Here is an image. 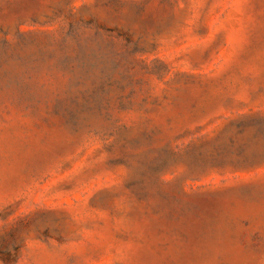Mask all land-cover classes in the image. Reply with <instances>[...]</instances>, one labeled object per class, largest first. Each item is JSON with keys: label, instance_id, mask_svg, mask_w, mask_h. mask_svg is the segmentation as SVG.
<instances>
[{"label": "rangeland", "instance_id": "374dc122", "mask_svg": "<svg viewBox=\"0 0 264 264\" xmlns=\"http://www.w3.org/2000/svg\"><path fill=\"white\" fill-rule=\"evenodd\" d=\"M0 264H264V0H0Z\"/></svg>", "mask_w": 264, "mask_h": 264}]
</instances>
